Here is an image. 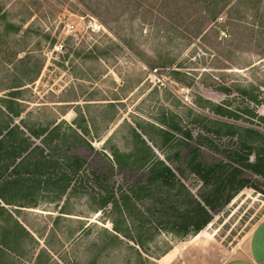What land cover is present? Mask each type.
<instances>
[{"label": "rangeland", "instance_id": "1", "mask_svg": "<svg viewBox=\"0 0 264 264\" xmlns=\"http://www.w3.org/2000/svg\"><path fill=\"white\" fill-rule=\"evenodd\" d=\"M188 5L183 0H0V99L13 100L14 112L21 111L11 117L0 101V121L22 120L29 127L48 129L59 122L71 144L74 132L68 126L76 129L74 121L83 124V117L88 126L84 137L93 150L73 147L72 152L90 160L104 146L128 152L136 124L158 138L147 122L162 118V112L194 130L190 120L195 112L210 114L214 105L232 109L241 124L247 125L249 111L264 115V28L255 26L258 17L264 23V0H234L232 16L239 20L222 13L206 29L196 21L197 12L189 18L196 7ZM213 23L225 28L227 36L219 35ZM17 82L21 87L9 88ZM222 86L229 93L217 89ZM10 90L18 91L10 97ZM253 96L261 103L256 105ZM215 142L225 148L231 140ZM176 150L164 152L176 158ZM203 156L208 162L224 158L207 147ZM174 160L172 166L180 165ZM250 176L257 189L240 190L200 231L227 251L244 243L264 216V180ZM178 177L198 195L201 183L193 174ZM118 181L127 184L121 177ZM150 203L137 204L144 210ZM36 204L4 205L36 240L20 239L16 248L21 257L9 253L14 264H32L38 253L40 264L50 259L84 264L96 254L94 245L104 241L108 247L100 251L97 264H159L167 252L178 249L169 263L176 264L194 236L161 228L138 231L128 219L118 218L119 227L129 228L134 241H142V250L121 236L110 240V205L97 212L86 193L70 192L57 201L40 197Z\"/></svg>", "mask_w": 264, "mask_h": 264}, {"label": "trees", "instance_id": "2", "mask_svg": "<svg viewBox=\"0 0 264 264\" xmlns=\"http://www.w3.org/2000/svg\"><path fill=\"white\" fill-rule=\"evenodd\" d=\"M183 1L189 7H196L189 18L197 12L200 17L196 21L201 25L205 23V29L211 22L216 23L217 19L223 18L222 13L239 20L237 16H232L234 0ZM260 1L255 0V3ZM257 19L259 21L255 26L264 28L262 18ZM214 25L219 35L220 30H224L227 36L225 28ZM19 87L21 85L17 82L9 88ZM217 89L226 93L230 91L226 86ZM16 91L10 90L8 95L14 97ZM0 101L11 117L20 115L21 111L14 112L11 107L13 100L3 97ZM252 101L256 105L261 103L254 96ZM248 115L250 118L245 120L247 125L241 124L238 122L239 116L232 109L214 105L210 108V114L195 112L190 120L196 125L194 130L182 127L178 121H174L172 114L162 112V118L153 123L147 122L155 129L158 138L149 136L136 124L132 128L133 142L128 152H121L115 145L109 148L104 146L105 151L94 150L97 155L94 154L95 157L90 160L72 152L73 147L93 150L84 137L88 133V126L83 117V124L74 121L76 129L68 126L74 132V142L71 144L67 142L66 133L60 131L59 122L48 129L29 127L22 120L20 124L0 121V264L16 262V258L9 253L21 257V252L16 248L20 239L28 237L36 241L4 205L32 206L37 205L40 197L57 201L70 192L91 196L97 205V212L110 205L113 233L106 231L110 240L118 241L121 236L134 241L129 228L123 230L118 226V218L124 222L128 219L132 229L138 231L161 228L183 237L190 233L197 235L211 221L212 214L227 205L240 190L246 187L257 189L251 174L264 180V115H257L253 111H249ZM253 118L256 123L251 120ZM221 137L231 140L225 148H220L215 142ZM35 140H39V143ZM204 147L220 152L224 158L206 161ZM168 148L178 149L174 153L176 158L164 152ZM157 151L163 154V158ZM174 159H178L180 165L172 166ZM186 171L201 183L197 196L178 177ZM119 177L127 184L118 181ZM143 200L151 201V207L141 210L137 203ZM147 222L153 224L146 226ZM134 242L143 250L141 240ZM94 246L98 247L96 254L84 264H97L100 251L108 247L105 241L101 246ZM137 253L141 255L138 250ZM40 254L33 256L32 264H40ZM143 260L149 261L147 258ZM47 263L59 264L53 259Z\"/></svg>", "mask_w": 264, "mask_h": 264}, {"label": "crops", "instance_id": "3", "mask_svg": "<svg viewBox=\"0 0 264 264\" xmlns=\"http://www.w3.org/2000/svg\"><path fill=\"white\" fill-rule=\"evenodd\" d=\"M178 252H167L159 264H169ZM176 264H264V216L255 223L244 243L231 251L214 238L198 233L183 246Z\"/></svg>", "mask_w": 264, "mask_h": 264}, {"label": "built area", "instance_id": "4", "mask_svg": "<svg viewBox=\"0 0 264 264\" xmlns=\"http://www.w3.org/2000/svg\"><path fill=\"white\" fill-rule=\"evenodd\" d=\"M221 18H219V20H220ZM70 27H72V26H70ZM220 35L221 36H226V34H225V31L224 30H220Z\"/></svg>", "mask_w": 264, "mask_h": 264}]
</instances>
